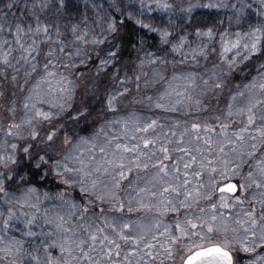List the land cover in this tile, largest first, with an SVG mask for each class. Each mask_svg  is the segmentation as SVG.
I'll return each mask as SVG.
<instances>
[{"label":"snow or ice","instance_id":"obj_1","mask_svg":"<svg viewBox=\"0 0 264 264\" xmlns=\"http://www.w3.org/2000/svg\"><path fill=\"white\" fill-rule=\"evenodd\" d=\"M68 9V0H0V84L14 89L11 97L6 95L7 88L0 90V103L12 116L8 135L20 127L15 123L17 106L26 116L32 112L49 120L52 112L39 105L59 92V106L63 107L64 97L71 92L69 77L79 71L77 63L83 66L90 61L100 74L107 69L120 79L123 92L129 91L133 81L139 88L142 77L147 76L145 66L152 68L154 77L160 75L156 65L165 62L161 52L211 63V70L205 69L207 78L188 72L173 75L169 82L173 88L177 79L185 81L183 91L173 88L177 99L171 101V110L183 105L186 119H176L162 136L155 137L150 133L157 127L156 119L143 127L139 120L134 121L140 135L130 139L138 142L117 143L119 157L106 160L118 169L116 187L133 168L151 173L149 182L161 185L159 191L141 188L139 192L147 191L156 199V214L161 219L154 217L153 228L141 225L135 235L130 234L128 223L118 231L106 223L116 236L105 226L88 229L81 225L88 241L86 248L84 240L76 244L81 264H101L105 259L108 264H175L177 249L182 253L180 264H264V0H189L186 6L175 0H88V14L61 23ZM198 9H226L229 25H201L194 34L182 35L164 26L165 17L170 25L172 19L192 17ZM150 38L164 47L150 51L155 47L148 42ZM134 45L143 56L137 55L139 63L131 76L125 73L120 78L112 69ZM213 57L220 63L212 62ZM237 72L242 79H237ZM198 75L199 93L185 95ZM165 95L171 93H162L161 98ZM114 100L109 96V105ZM155 107L169 110L168 104L156 103ZM127 124L121 120L126 130ZM32 135H37L35 130ZM129 153L126 164L125 154ZM91 186L95 188V180ZM35 191L28 189L29 193ZM138 203L141 208L152 207ZM57 220V229L63 228V217ZM34 221L30 217L25 227ZM11 222L9 209L3 220L5 228ZM45 222L52 223L47 214ZM26 235L34 234L29 229ZM71 243L65 236L62 243L52 241L51 248L45 244L46 264H61V257L63 264H70L65 253L71 255Z\"/></svg>","mask_w":264,"mask_h":264},{"label":"clouds","instance_id":"obj_2","mask_svg":"<svg viewBox=\"0 0 264 264\" xmlns=\"http://www.w3.org/2000/svg\"><path fill=\"white\" fill-rule=\"evenodd\" d=\"M175 2L186 6L189 0ZM167 21L168 17H165L164 26L176 35L194 34L197 27L195 23H189L188 18H174L170 25ZM148 42L155 44L149 49L153 52L164 47L151 38ZM136 47L134 45L130 51V59L124 58L115 64L112 72L118 77L123 78L125 73L132 75L139 63L137 55L143 56V53L135 50ZM160 55L165 59L164 63L156 65L160 75L154 77L152 68L145 66L147 76L142 77L139 88L133 81L128 92H123L120 79L114 78L107 69L100 74L90 61L85 63L84 71L74 70L69 77L72 81L69 85L71 92L64 97L63 107L59 106V92L45 97L44 103L39 105L41 110L52 112L49 120L39 119L32 112L26 116L23 109L17 106L15 123L20 127L13 128L11 135L7 133L12 116L0 103V191L14 178L7 191L0 195V264H46L44 245L51 248L52 241L62 243L65 236L72 241L68 245L72 248L71 255L65 253L70 264H81L76 244L80 240L85 241V248L88 244L87 231L81 225L88 229L105 226L110 235L116 236L106 223L115 225L117 231L128 223L130 234L135 235L141 225L151 229L154 217L161 219L156 214V199L149 196L147 191L139 192L141 188L159 191L161 185L149 182L151 173L133 168L116 187L118 169L106 163L107 159L119 157L120 153L115 149L117 143L138 142L130 139L133 135H140L135 132L137 125L134 121L139 120V127H143L151 119H156L157 127L150 133L155 137L162 136L176 119L187 118L183 105H177L176 111L171 110V101L177 99L173 88L175 91L185 88L182 79H177L173 88L169 87L173 75L181 77L185 73L196 72L207 78L209 72L205 69L211 70V63L203 59L196 63L190 58L165 55L164 52ZM212 62L220 63L216 57L212 58ZM77 67L80 69L79 63ZM216 72L220 75V69H216ZM237 79H242L238 72ZM200 85L201 76L198 75L195 84L187 89L185 95L199 93ZM162 93L171 95L161 98ZM53 96L57 99L53 100ZM109 96L115 97L112 105L108 103ZM156 103L168 104L169 110L156 108ZM28 117H31L30 122L24 123ZM121 120L128 121L127 130L121 126ZM33 130L37 133L35 137ZM13 144L16 145L15 149L12 148ZM131 155L125 154L126 164ZM93 180L96 181L95 188L91 186ZM29 188L36 191L29 193ZM108 193L112 195H105ZM99 195L105 198L98 199ZM138 201L152 207L141 208ZM73 204L76 205L75 209ZM85 208L88 209L87 213L84 212ZM9 209L12 210V222L5 228L3 220L9 215ZM45 214L52 221L51 224L45 222ZM58 216H62L65 222L60 229L56 227ZM30 217H35V221L25 227ZM64 228L69 231H64ZM29 229L34 235H26ZM120 243L123 245V241ZM17 248L20 250L17 251ZM181 254V250L177 249L175 264H180ZM83 264H87V261ZM101 264H108V261L105 259Z\"/></svg>","mask_w":264,"mask_h":264},{"label":"trees","instance_id":"obj_3","mask_svg":"<svg viewBox=\"0 0 264 264\" xmlns=\"http://www.w3.org/2000/svg\"><path fill=\"white\" fill-rule=\"evenodd\" d=\"M68 3H69L68 11H75V12L81 10V5H83V4L86 5L85 0H77V1L76 0H68ZM84 5L82 7L83 8L82 10L84 11V14H88L85 12V6ZM76 7L80 8V9H78V10L74 9ZM80 13L82 14V12H80ZM227 13H228V11L226 9H221L219 11H217L215 9H212V10L198 9L193 13L192 17L188 18V22L189 23H195L196 26L212 25V24H214V21H212V20H214V17H216L219 14L225 15ZM123 56H124V58H128V59L131 58V54L128 51H125L123 53ZM4 88H7L6 95L11 97L12 91L14 90L12 88V86L0 84V90H2Z\"/></svg>","mask_w":264,"mask_h":264},{"label":"rangeland","instance_id":"obj_4","mask_svg":"<svg viewBox=\"0 0 264 264\" xmlns=\"http://www.w3.org/2000/svg\"><path fill=\"white\" fill-rule=\"evenodd\" d=\"M77 1V0H76ZM85 2L86 3H88V0H85ZM81 5V4H80ZM84 5V4H83ZM83 5H81V10H79V11H68L66 14H64L62 17H61V23H63V22H66L67 20H69V19H71V18H73V17H75L76 19H79L80 18V12H82L83 14H84V11L82 10L83 8ZM85 6V5H84ZM74 9H80V8H78V7H76V8H74ZM52 11H54V9L52 10ZM228 16H229V13H227V14H225V15H221V14H219V15H217L216 17H214V20H212V21H214V24H220L221 22H223L222 23V27H227L228 25H229V20H228ZM212 23V22H211ZM79 70H81V71H84L85 69H84V66H80V69ZM10 97V96H9Z\"/></svg>","mask_w":264,"mask_h":264}]
</instances>
